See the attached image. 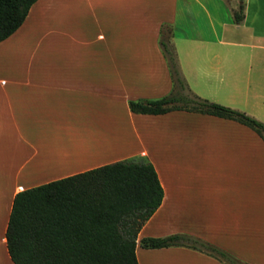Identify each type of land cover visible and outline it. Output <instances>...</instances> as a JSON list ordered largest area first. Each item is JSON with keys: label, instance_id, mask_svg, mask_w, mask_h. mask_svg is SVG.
<instances>
[{"label": "crops", "instance_id": "crops-1", "mask_svg": "<svg viewBox=\"0 0 264 264\" xmlns=\"http://www.w3.org/2000/svg\"><path fill=\"white\" fill-rule=\"evenodd\" d=\"M38 0L0 43V264L26 189L136 159L155 166L164 200L137 240L139 264H226L189 236L264 264V138L232 119L187 110L132 111L174 91L162 30L172 28L191 93L238 109L264 88V0ZM254 92V93H253ZM238 93V95H236Z\"/></svg>", "mask_w": 264, "mask_h": 264}, {"label": "trees", "instance_id": "trees-1", "mask_svg": "<svg viewBox=\"0 0 264 264\" xmlns=\"http://www.w3.org/2000/svg\"><path fill=\"white\" fill-rule=\"evenodd\" d=\"M38 0H0V43L26 21ZM245 18V0L234 11ZM173 30L164 27L161 45L174 91L156 100L131 101L133 112L165 114L187 110L236 120L264 138V123L246 112L191 93L173 46ZM158 172L149 161L127 159L19 192L10 216L7 240L15 264H139V233L164 200ZM146 248L186 245L226 264H246L226 251L189 236L142 240Z\"/></svg>", "mask_w": 264, "mask_h": 264}, {"label": "rangeland", "instance_id": "rangeland-1", "mask_svg": "<svg viewBox=\"0 0 264 264\" xmlns=\"http://www.w3.org/2000/svg\"><path fill=\"white\" fill-rule=\"evenodd\" d=\"M174 46V44H173ZM175 47V46H174ZM252 91L262 94L263 96L260 97L258 96L257 98L254 97L253 95H251L250 98L245 99V98H241L238 93L236 95H238V97L236 96L235 98H233V96L231 97L230 92H222L219 95V98L221 101H227L229 100V98L232 100H238V109L240 111L246 112L248 115L258 119L259 121L264 123V88L263 87H256L254 88ZM253 92V93H254ZM223 104V103H220ZM225 106H227L226 104H223ZM230 107V106H229ZM233 108V107H231ZM236 109V108H233Z\"/></svg>", "mask_w": 264, "mask_h": 264}]
</instances>
